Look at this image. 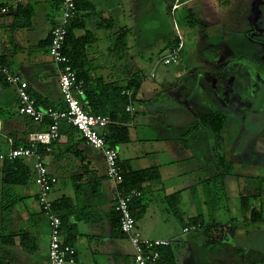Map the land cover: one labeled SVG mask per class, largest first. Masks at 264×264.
I'll return each mask as SVG.
<instances>
[{"label":"crops","instance_id":"obj_1","mask_svg":"<svg viewBox=\"0 0 264 264\" xmlns=\"http://www.w3.org/2000/svg\"><path fill=\"white\" fill-rule=\"evenodd\" d=\"M178 2L181 4L180 0H78L79 13L70 30L69 44H75L85 37L90 39L85 46L86 63L83 70L87 72L88 81L93 87L97 81H102L106 85L124 88L129 80L137 77L141 80L135 116L127 125L129 142L117 147L118 158L131 171L156 168L161 179L159 182L143 185L142 198L132 206L133 214L136 215L137 231L148 240L172 242L171 246L163 248L168 251L166 257L169 258L164 264H245L237 245L233 244L234 250L231 246L223 250L216 249L213 241L201 231L183 234L182 227L177 229L180 220L186 224L198 215L199 210L205 225L220 223L216 215L212 216L208 211L207 203L205 207L199 206L193 200L191 192L193 189L197 191V183L192 177L198 169L194 165V159L199 158L204 162L210 157L219 165L213 134L202 124L200 118L208 113L220 112L219 106L235 107V100L238 99V94L234 95L231 88L234 80H230L228 74L221 76L220 71H214V63L221 55L216 56L215 61L210 55L216 48L226 46L221 42L216 46L215 38L222 37H216L210 31L220 18L210 10V0L182 1V4L187 3L191 8L188 29L194 38L186 57H183V44L179 64L170 66L171 71H180L181 75L175 77L174 73H169L170 77L164 78L156 88L143 84L145 73L142 65L148 64L150 70L154 71L161 63L160 59H156L155 67L152 64L153 59L159 58L162 53L166 54L171 41L165 32L160 34L159 25H155L153 29L149 25L147 30V24H141L146 19L158 21L160 16L165 17L166 10L173 16L178 9L171 11L168 6L177 5ZM160 3L162 7L159 9L156 4ZM0 6L9 7V12L0 16V65H7L13 74L28 84V92L39 111L63 109L57 67L47 54L49 34L60 16V0H0ZM222 31L228 32L227 29ZM148 48H152V54L147 52ZM198 69L201 70L197 71ZM150 75L155 77L153 73L149 77ZM244 88L249 89L245 84ZM148 90L153 92L147 94ZM170 91L174 92V97L179 101L175 103L179 110L176 116H169L163 108L152 105L155 97ZM146 94L148 96L144 97ZM258 94L260 95L259 91ZM201 96L214 97V106L217 108L212 105L208 113L198 112L200 102L197 98ZM244 102L245 107H251L249 102ZM191 103L193 107H190ZM255 103L257 107L260 101ZM18 107L15 90L0 83V152H6L16 144H25L30 135L46 130L41 123H34L20 115ZM140 112L144 117L135 121ZM256 112L258 111L255 108L252 121L248 120L247 123L244 117V121L240 120L241 124H248V127L252 125L256 129ZM147 113L153 117L152 122L148 121ZM201 125L203 129L199 141L206 145L197 147V139L192 138L197 134L193 130ZM152 130L155 131L150 132ZM254 130L250 133L254 134ZM186 135L188 137L185 141L189 142L183 145L188 148L181 144L180 149L177 145L183 142V136ZM151 142L155 147H149ZM210 147H213L212 154L209 152ZM183 151L191 154L188 161L193 165L188 170L191 171L190 179L178 189L180 177L188 175L182 174L179 167L181 159H176L178 153ZM43 162L48 173L57 179L50 200L69 201V204H64L66 221L61 229V239L77 251L79 262L134 264V251L129 240L114 225V191L106 177V166L101 153L86 146L77 134L62 126L60 140L43 156ZM27 165L33 171V162L29 160ZM203 167L210 170L209 165ZM256 169L257 164L253 173H257ZM249 173L251 171L243 175L250 180L255 179ZM3 182L5 180L0 172V259L8 264H48L50 228L47 219L40 212L34 181L31 179L26 185L9 187L11 192L8 194L4 190ZM166 182L167 187L177 186L178 190L165 188ZM172 192L179 193L178 216L173 213L171 202L165 200ZM247 192L255 194L256 189H244L243 193ZM13 201L12 207H9ZM229 220L230 218L228 222ZM243 223L250 225L246 221ZM239 233L240 228L236 227L233 236L228 231L213 236L222 245L221 242L229 241V238L234 240ZM223 251H226V258L222 256ZM228 256H232L233 260L229 261Z\"/></svg>","mask_w":264,"mask_h":264},{"label":"rangeland","instance_id":"obj_2","mask_svg":"<svg viewBox=\"0 0 264 264\" xmlns=\"http://www.w3.org/2000/svg\"><path fill=\"white\" fill-rule=\"evenodd\" d=\"M182 1L185 0H180L181 4L183 3ZM210 1L212 3H209L210 10L215 12V14L217 16L219 15L220 17L217 21V25L212 27L210 31L213 32L216 37H222L215 38L216 46L220 45L221 43L225 44L226 46V48H216V51L214 50V52L210 55L213 57L214 61L217 60L216 56L218 57L219 55H221L220 58H218V61L214 63V71H220L219 75L221 76L222 74L229 75L236 73L238 79L237 83L234 85L233 91L234 95L238 94V99L235 100V104H237V106L235 107L230 105L229 107L219 106L218 108L220 110V112L218 113H222V115L226 117L224 131L221 139L218 145H216L215 143L217 153L221 156H224L223 158L224 162L226 163L225 165L229 166L231 175L229 177H224V183L226 185V200L218 199L222 196L218 188L220 180L222 179V171L220 169H216V165L218 164H216V161H214V159H210V157L207 158L204 162L200 161L199 158L198 160L194 159V165H196L198 169L197 171H194L195 174L194 177H192V179H194L197 183V191H195L193 194V200L195 201V203L197 202L196 204H199V206H204L207 203L208 211L212 216L216 215V217L218 218V222L227 223L229 218L235 219V227L240 228V233L234 240L229 238V241L226 240L224 242H221L222 245L220 247L217 245L216 249L220 248V250H223L225 248H230L229 246H231V249L233 247L232 250H234L235 247L233 244H235L241 250V255L245 264H264V223L259 226H253L243 223L238 197L239 193L248 196L256 195L258 200L255 201L251 198L249 207H259V205H261L260 210L262 219L264 221V94L260 93V95H256V91H252L253 84H258L260 92H262L264 89V80L261 79L262 75L264 74V0ZM253 1L254 4H252ZM261 1L263 4H260ZM181 4H179V2L177 3L176 6L178 11L174 13L173 16L168 10H166L167 13L165 17L160 16L158 21L156 20L157 22L146 19L143 21L141 26H145L147 24L148 30L149 25L151 26V29H153L155 25H159V27L161 28L160 34H162V32H165L167 37L169 36L170 38L169 41L174 39V37L180 36L183 44L185 45L183 57H186V54L189 53V50L191 49L194 37L191 35L188 29V22H190L191 20V8L187 3L182 5ZM156 6H158L160 9L162 7V4H156ZM169 6V10H176H173V5L170 7ZM251 7L253 8V10H250ZM254 8H256V10ZM258 13L261 15L260 21L256 24V26H252L251 24L255 21L253 20L254 17H252L253 22H251L250 17L252 15H257ZM224 29H227L228 32L222 31ZM256 31L258 33H255ZM144 35L146 36V32L144 33ZM161 43L162 42H160V44ZM152 48H148L149 50H147V52L152 54L150 50ZM226 49L227 52L225 53ZM164 55L165 54L162 53L159 58H154V62L152 64H154L156 67V59H161ZM142 68L144 69L145 73L143 84L154 86V88H156V85L164 80V78L166 79V77H170V74L174 73L175 77H179L181 75L180 71L175 73L170 70L172 69L171 67H165L162 64H159L156 69H154V71L153 69L150 70L148 64L142 65ZM200 70L201 69H198L197 71ZM151 73H153L155 76L153 79L149 77V74ZM245 73H248V75L246 74L245 76ZM244 76L245 78L243 82ZM230 80H232V78ZM173 82L175 83V81ZM247 83H249L250 86L249 89L246 88V90L244 88V84L247 86ZM152 92L153 91L148 90L147 94H151ZM147 94L146 96L144 95V97H147ZM174 96L175 94L173 91L164 92V95L162 94L161 96L155 97L154 101H152V105L163 108L165 110V114L169 116H176L179 110L176 109L175 103H178L179 101ZM254 96L258 97L255 98ZM245 100L250 104H253L257 100L260 101V103L256 107V110L261 114V116L255 120L256 129L252 125H249V127L251 128L249 129L248 124H246V126H243L240 122V120L244 121V117H246L245 122L248 123V120H250L249 118H252L253 116L254 107L248 110V107H245L244 104ZM197 101L200 102V109L198 108V112L208 113L209 107H211L212 105L213 107H216L214 106V103L216 102L214 97L204 98L201 96L197 98ZM191 106L193 107V103H191L190 107ZM241 108H243L244 112L247 110V116L242 115ZM147 115L148 121L152 122L153 117L149 113H147ZM142 117L144 116L140 112L136 116L135 121L140 120ZM252 127L255 130L252 129ZM202 129L203 125L196 127L195 130H193L195 131L193 133L197 134L195 135L196 137L192 136V138L197 139L195 142H198L197 147L206 145L205 142L199 141V136L200 134H202ZM253 130L254 134L250 133ZM154 131L155 130H152L150 132ZM187 137L188 135L183 136V142H180L177 145L180 149L181 144L187 145L186 142H189L185 141ZM233 138H235L236 140H233ZM232 142L233 144L231 145ZM185 145L183 146L187 149L188 146ZM149 147H155V144L151 142ZM191 149L192 147H190V152ZM209 149L211 150L208 151L210 152V154H212L213 147H210ZM192 153H194V150H192ZM178 154L179 155L178 157H176V159H181V162L179 164V167H181V172L182 174H188L184 176V178L180 177V181L177 184V186L179 187L178 189H180V185L184 186L185 181L190 179L191 176H189V173L191 171L188 170L189 167L193 165V163L188 161L189 157L191 156L189 152L185 153L183 151ZM256 164L258 167V169H256L257 173H253ZM208 165L210 167V170H205L203 166ZM248 171H251V173L249 174L254 175L255 179L250 180L249 178L244 176ZM213 176L217 177L216 181H213L211 179V177ZM166 181L169 182V180L167 179ZM167 182L166 184H164L165 188L167 187ZM177 186L173 187L172 185H168L167 188H170V190L173 191H177ZM252 187H255L256 189L255 194H250L249 192H247L246 194L243 193L244 189L252 190ZM258 196L260 197L258 198ZM210 207H212V209ZM225 207L227 208L226 211ZM256 210L258 211L259 209ZM178 228H180V224L177 226V229ZM246 231L249 232L246 233ZM211 241H216L215 236H212ZM225 253L226 251L222 252L223 257H225ZM227 259L230 261L233 260V257L228 256Z\"/></svg>","mask_w":264,"mask_h":264},{"label":"built area","instance_id":"obj_3","mask_svg":"<svg viewBox=\"0 0 264 264\" xmlns=\"http://www.w3.org/2000/svg\"><path fill=\"white\" fill-rule=\"evenodd\" d=\"M177 6H173V10ZM60 16L55 27L49 34L47 54L58 71V88L64 108L61 110L48 109L41 112L35 105V101L28 92V84L18 75L13 74L6 66L0 65V77L8 86L16 92L19 107L18 113L27 117L34 123H41L48 119L49 125L46 130L30 135L28 142L30 148L19 147L10 150L6 155L0 154V163L4 160H33V171L35 185L37 187V202L41 213L48 221L50 228V242L48 249V264H82L77 258V251L70 245L65 244L61 239V221L52 209V201L49 196L56 184V179L50 176L43 164L40 155L37 153L39 145L47 147L49 152L53 143L60 140V126L66 124L74 128L84 144L101 153L106 166V177L112 184L115 197L114 212L119 216V230L129 240L133 251L134 264H156L160 258L159 249L169 247L167 240H148L141 236L136 229V221L133 217L130 204L141 198L137 190H124L123 174L119 167L118 151L108 145L103 136L104 130L108 127V117L92 114L85 108L84 89L82 81L76 76L70 59L64 52V45L67 36V29L75 19L77 8L75 0H61ZM9 7H0V16L6 15ZM177 47L169 50L159 62L166 67L176 66L180 62L183 42L180 36ZM153 78V75H150ZM122 95L130 97L129 91ZM129 114L136 112L135 105H128L125 110ZM200 227H188L182 230L183 234L197 231Z\"/></svg>","mask_w":264,"mask_h":264},{"label":"trees","instance_id":"obj_4","mask_svg":"<svg viewBox=\"0 0 264 264\" xmlns=\"http://www.w3.org/2000/svg\"><path fill=\"white\" fill-rule=\"evenodd\" d=\"M60 3H61V0H60ZM75 4L77 8V13H76L75 18H77V15L79 13L78 0H75ZM74 20L70 23V26L67 29V36H66L65 45H64V52L67 55V57L70 59L71 65L74 71L76 72L77 79L79 81H82L83 83V89H84V98H83L84 100L83 101L85 102V108L89 110L92 114L109 118L110 123L108 127L104 130L103 136L105 137L108 145L117 149L118 146L127 144L129 142L127 125L128 123L133 121L135 113L129 114L125 110H126V107H128V105L137 104V93L140 88L141 80H139L138 77L133 80H129L126 83L124 88H121L119 86L112 85V84L106 85L102 81H97L96 85L93 87L92 83L88 81L87 72L83 70V67L86 63L85 46L89 43L90 39L88 37H85L83 39H80L79 41H76L75 44H69L70 30L74 24ZM48 42H49V38H48ZM178 43H179V38L174 37V39H172L170 42L171 45L169 46V50L177 47ZM123 44L125 48V43ZM3 65H6V64H3ZM0 83L7 85L6 82L1 77H0ZM124 91L130 92L131 95L129 98L121 94ZM35 105H36V102H35ZM225 119L226 118L222 114L213 113V112L208 115H203L200 118L202 124L205 125L213 134L216 145H218L221 139V136L223 134ZM49 123L50 122L48 119H45L43 120V122H41V124L44 125L45 128L48 127ZM62 126L67 127L68 129H70L72 133L77 134L79 136L78 132L74 128L66 124H62L60 126V134H61ZM55 143H53L50 147H48L50 151H51L52 146ZM22 146L24 148H30V144L27 141V143L25 144L21 143V144L13 145L9 148L8 151L0 152V154L6 155L10 150L17 149ZM46 148L47 147L41 146V145H39L37 148V153L40 155L42 162H43V156L50 152V151L46 152L45 150ZM223 157H224L223 155L221 156L220 154H218V163H219L218 169L222 171V174H221L222 179L220 180L219 187H218L222 196L218 199L226 200V195H225L226 185L224 183V177H229L231 175L229 171V166L225 165L226 163L224 162ZM29 160L33 162L32 159H28L25 161L21 159H14V160L6 159L0 163V172H1L2 178L5 180V182H3L4 190L6 189L7 194L11 192L9 187L26 185L31 181V179L34 181V184H35L34 171H32L27 165V162ZM43 164L45 165L44 162ZM118 164L123 174V183L121 187L124 190L134 189V190L139 191L141 193V198H142L141 191L143 190L142 189L143 185L147 183L159 182L161 179L160 174L156 168L142 170V171H131V170L126 169L127 167L124 166L120 161L118 162ZM212 180L216 181L217 177L214 176ZM194 192H195V189H193L191 192L192 197H193ZM260 194H261V191H260ZM238 197H239V208H240L241 218L243 222L246 221L247 223L253 226H259L263 224L264 221L262 219L261 210H260L261 205H259V207H252V208L249 207L251 198L256 201L258 200L257 196L256 195L248 196V195L239 194ZM259 197L260 196H258V198ZM139 200H135L130 204V210L135 220H136V215L133 214L132 206ZM165 200L166 202H171L170 207L174 211L173 213L178 216L177 206L179 204V193L177 192L169 196H166ZM13 203L14 201L11 204H9V207H12ZM64 204H69V201L67 199H62L58 202H52V209L61 221V229H62V226L64 225V222L66 221L64 213H63ZM256 209H259V210L257 211ZM113 211H114V207H113ZM114 214L116 215V221H114V225L117 227L118 232L121 235H123L119 230V216L115 212ZM235 222H236L235 219H230L226 225H222L216 222L213 224L205 225L204 220L202 219V215L199 210L198 215L195 218L188 220L186 224L182 220H180L179 223H180V227H182V230L188 227L189 228L190 227H195V228L200 227L197 231L195 230L194 232H191V233L201 231L203 235H205L208 239H211L214 234L222 235L226 231H228V233L231 236H233L235 233V229H236V227L234 226ZM2 239L4 240L5 237H3ZM169 242H170L169 246H171L172 242L171 241ZM212 244L214 245L215 248L217 245L221 246V244L218 243V240L213 241ZM166 252L168 251H166L163 248L159 249L160 258L156 264H162V263L164 264L166 260L169 259L168 257H166L167 256ZM0 264H8V263L0 259Z\"/></svg>","mask_w":264,"mask_h":264},{"label":"flooded vegetation","instance_id":"obj_5","mask_svg":"<svg viewBox=\"0 0 264 264\" xmlns=\"http://www.w3.org/2000/svg\"><path fill=\"white\" fill-rule=\"evenodd\" d=\"M259 3H260V2H259ZM260 4H263L262 1H261ZM252 17H254L253 20H254L255 22L252 23L251 25H252V26H256V24L260 21L261 15H260L259 13H258L257 15H252V16L250 17L251 22H253ZM255 33H258V32L256 31ZM246 74L248 75V73H245L244 75L246 76ZM231 75H233V76H231ZM230 76H231L232 80H234L233 83H231V88H234V85L237 83L238 76H236V73H234V74H229V75H228V78H229V79H231ZM245 76L243 77V82H244V78H245ZM261 79L264 80V74L262 75ZM261 79H260V80H261ZM248 82H249V79H248ZM247 86H248V88H249L250 84L247 83ZM263 88H264V87H263ZM252 91H253V92L256 91V95H257V92H258V91L260 92V88H259L258 84H253V86H252ZM260 93H263V94H264V89H263V91L260 92ZM258 95H259V94H258ZM252 105H253V107H254L253 113H255L256 103L254 102L253 104H251V107H250V108H253ZM250 108H248V110H249ZM241 113H242V115L247 116V110L244 112V110L242 109V110H241ZM260 116H261V114H260L259 112H256V117H255V119L259 118ZM252 118H253V116H252ZM252 118H251V119L249 118V119L252 121Z\"/></svg>","mask_w":264,"mask_h":264},{"label":"water","instance_id":"obj_6","mask_svg":"<svg viewBox=\"0 0 264 264\" xmlns=\"http://www.w3.org/2000/svg\"><path fill=\"white\" fill-rule=\"evenodd\" d=\"M95 151H97V150H95Z\"/></svg>","mask_w":264,"mask_h":264}]
</instances>
